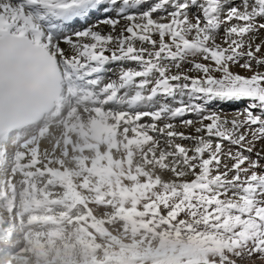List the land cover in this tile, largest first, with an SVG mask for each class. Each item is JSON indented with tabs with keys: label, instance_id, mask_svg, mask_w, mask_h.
I'll return each instance as SVG.
<instances>
[{
	"label": "snow or ice",
	"instance_id": "1",
	"mask_svg": "<svg viewBox=\"0 0 264 264\" xmlns=\"http://www.w3.org/2000/svg\"><path fill=\"white\" fill-rule=\"evenodd\" d=\"M6 39L95 76L116 64L117 93L148 105L171 164L137 203L155 247L135 260L264 264V0H0Z\"/></svg>",
	"mask_w": 264,
	"mask_h": 264
},
{
	"label": "rangeland",
	"instance_id": "2",
	"mask_svg": "<svg viewBox=\"0 0 264 264\" xmlns=\"http://www.w3.org/2000/svg\"><path fill=\"white\" fill-rule=\"evenodd\" d=\"M110 67H108L109 71L104 74L103 80L108 83L113 81L115 84L118 82L114 80V77L119 66L113 64ZM245 74L247 75V73ZM82 101L79 102L80 105L88 104L85 100ZM122 101L124 102L125 98ZM133 104V107L126 109V112L137 117L136 127L139 130L137 138L129 134L131 128L127 126L128 134L126 131V134L119 136L115 145L105 147L107 154L98 155L90 148L77 147L73 150L70 149L64 156L69 162L68 170H71L69 182L71 188L68 184H60L59 177H55L52 173L51 177V174H47L48 172L45 171L42 174L36 173L38 177L36 174L28 177L26 188L28 190H32V187L36 189L35 202H37V206L33 209L34 212L48 215L51 219L46 224L42 222L45 225L36 223L27 228L32 233L39 234L38 239L41 240L44 247L46 245L44 263L35 262L34 264H145L143 260L134 258L152 254V249L155 247L152 244L154 235H150L149 231H141L140 220L143 218L137 219L135 216L137 203H142L140 197L144 194V186L150 182L156 183L161 180L164 170L171 164V161H165L157 155L160 149L144 127L146 121L138 119L141 113L148 110V105L144 102ZM237 107H242V105H226L225 112L231 116ZM49 139L51 140V137ZM49 139L48 142H50ZM78 159L81 163H77ZM79 163L80 167H83L82 169H80ZM88 169L91 171L88 172ZM44 178H46L44 182L47 184L41 192L39 188L44 185ZM15 179H17L15 183L20 185L19 189L24 191L23 180L19 176H15ZM34 182H36L35 186ZM69 189L73 192H70ZM67 191L68 193H66ZM44 194L45 196H43ZM40 196L42 197L40 198ZM68 198L69 200H67ZM72 198H76L73 204H71ZM49 199H54L57 204L49 202ZM40 200L44 204L38 206L42 202ZM46 200L48 202H45ZM7 222L8 225L3 227V235L7 228L13 230L15 226L21 225L17 217L15 219L8 218ZM150 231L154 232L155 226ZM26 239L24 233L17 232V235L12 237V243L8 240L4 243L5 245L11 243L9 245L13 247V244L22 243ZM145 240L148 242L145 243ZM0 250L9 258L10 253L4 244ZM240 264H245V262H240ZM247 264H252V262H247Z\"/></svg>",
	"mask_w": 264,
	"mask_h": 264
},
{
	"label": "bare ground",
	"instance_id": "3",
	"mask_svg": "<svg viewBox=\"0 0 264 264\" xmlns=\"http://www.w3.org/2000/svg\"><path fill=\"white\" fill-rule=\"evenodd\" d=\"M19 41L28 43L35 48V46L26 40ZM43 53L50 59L58 78L57 92L51 99L50 106L26 126L0 131V247L4 244L7 247L8 253H10L8 258L0 250V264L44 263L46 256L44 248L46 245L44 247L41 240L38 239L39 234H34L27 228L29 225L31 226V224L36 223L45 225L51 219L48 215L37 214L33 210L37 206V202H35L36 189L32 187L30 191L26 188L30 175L36 173L42 174L44 173L43 171L48 172L47 174L52 173L55 177L60 178V184H68L69 188H71L69 185L71 170H68L69 162L64 158L70 149L73 150L77 147L90 148L94 153L102 155L107 154L105 147L112 144L115 145L119 136L126 134L128 127L131 128L130 135H133L135 138L139 136V130L136 127L137 117L131 116L126 112V109H130L129 107H133L134 105L132 101L137 91L135 88L130 86L118 94L119 82L115 83L116 89H109L106 87L109 83L103 80L104 75H92L91 70L79 60L73 62V60L63 57L55 58L49 56L46 52ZM112 65L109 64L107 68ZM100 94L101 96H99ZM124 98L125 101L123 102ZM82 100H85L88 104L85 106L80 105L79 102ZM73 103L75 104L72 105ZM114 108L116 109L114 110ZM49 137H51L52 141ZM48 139L50 142H48ZM89 153L86 154L89 155ZM95 159L97 160V158ZM78 162H80L79 159ZM80 163L78 164L79 167ZM82 168L80 167V169ZM90 171L88 169V172ZM15 176H19L23 180L24 191L19 189L20 185L15 183V180L17 181ZM44 181H46V178H44ZM33 184L35 186L36 182ZM43 184V186H40V190L38 189L41 192H43L47 183L44 182ZM77 196L79 197L78 194ZM75 201L76 198H72L71 204ZM45 202L48 201L46 200ZM49 202L57 204L54 202V199H49ZM42 203L44 204L42 201L38 206L43 205ZM31 205L33 207H30ZM27 210L28 212L26 213ZM16 217L21 225L15 226L13 230L12 228H7L6 233L3 235V227L8 225L7 219H15ZM15 232L16 235L17 232L24 233L27 239L22 243L13 244L12 247L9 244L12 243V237L16 236ZM6 240L11 243L5 245L4 241ZM2 259H4L3 263L1 262Z\"/></svg>",
	"mask_w": 264,
	"mask_h": 264
}]
</instances>
